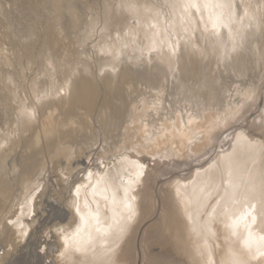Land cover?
Wrapping results in <instances>:
<instances>
[{
  "label": "bare ground",
  "instance_id": "6f19581e",
  "mask_svg": "<svg viewBox=\"0 0 264 264\" xmlns=\"http://www.w3.org/2000/svg\"><path fill=\"white\" fill-rule=\"evenodd\" d=\"M27 1L45 10L40 49L49 52L47 59L52 68L61 51L72 60L62 72L63 94L67 92V97L40 104L38 130L31 126L29 118L24 119L32 106L20 101V134L13 135L7 146H0V235L6 230L12 232L8 221H2L7 219L3 216L12 211L8 220L14 222L15 213L24 211L38 190L40 176L45 175L47 161L52 163L62 156L69 159L74 155L73 148L79 157L83 149L94 146L90 143L84 147L81 141L84 148L77 147L80 142L72 143L78 135L75 128L65 126L73 123V115L81 109L77 127H85V118L99 107V113L95 110L101 117L97 126L105 127L100 131L106 135V127L110 125L122 129L118 138L119 131L113 136L110 128L111 135L108 134L116 136V140L112 142L114 149L108 148L105 154H122L113 155L105 166L100 163L102 159H95L101 170L88 167L86 176L83 172L80 179L78 176L79 181L64 201L71 212L70 221L60 228L55 225L61 231L52 234L53 244L48 249L50 264H134L138 254L136 242L146 243L147 247L158 237L171 240L174 249L192 264H264V0H164L169 2L166 27L174 39L185 42L177 50L176 45H167L166 27L160 21L162 11L151 0H117L114 5L109 3L111 0L104 2L100 16L103 35L94 44L102 53L95 58L98 71L107 67L100 79L95 67L80 60V49L66 48L60 39L64 35L60 34L62 30L79 31L81 22L72 23L69 18L84 14L86 6L82 7L77 0ZM2 11L0 7L1 14ZM96 18L91 16L85 21L80 43L95 28ZM29 48L30 44L23 47L26 52ZM143 54L146 61L142 64L152 63L140 70L138 61ZM78 63L81 68L74 74ZM139 82L146 85L147 92H137ZM166 95L173 97L183 111L174 110L169 115L171 101L163 100ZM255 121L257 127L252 126ZM5 139L0 136V144ZM202 154L203 161L191 162ZM75 155L72 159H76ZM166 158L173 161L168 164L172 167L178 166L176 160L186 161L191 172L185 177L176 175L174 180L167 179L173 181L170 188L173 209L168 205L160 209L163 221L155 237L152 236L154 239L148 242L152 237L145 232L146 226H150L144 224L150 210L147 202L154 201L149 198L152 194H146L148 182L145 184L144 176ZM123 174L126 178L122 180ZM15 190L20 192L17 198L12 196ZM7 210L10 214L4 215ZM21 224L20 233L24 227ZM7 236L6 241L17 245L18 235L9 233L5 239ZM38 258L40 261L42 257ZM24 260V256L18 257L16 262L22 264ZM139 263L158 262L141 253Z\"/></svg>",
  "mask_w": 264,
  "mask_h": 264
},
{
  "label": "rangeland",
  "instance_id": "374dc122",
  "mask_svg": "<svg viewBox=\"0 0 264 264\" xmlns=\"http://www.w3.org/2000/svg\"><path fill=\"white\" fill-rule=\"evenodd\" d=\"M108 1H110V0H77V2L82 4V7H83V5L86 6L84 8V14H78L77 16L69 18V22H72V23L81 22L80 26L81 25L82 26L79 28V31L76 30L74 32H66L65 30H62L61 31L62 33H60L61 35L64 33V35H62V36L60 35L61 36L60 39L62 40V42H61L62 45L63 46L65 45L66 48H70V49H71V47H74L72 49L73 51H77V49H80V51L78 50V52H80L78 57L80 58V60H86L89 63L90 67H95L94 69L97 70L96 72L98 73V76H99L98 79H100V77L105 75L107 67H102L98 71V69H97L98 64L96 63L95 58L100 56L102 53L97 51V48L94 46V44H96L97 43L96 41H98V39L100 40L101 36L103 35L102 31H100V27H101L100 25L102 22L100 19V16H102V13H103V3L108 2ZM151 1L154 4V6L158 7L159 10L161 9L162 14H161V20L160 21H161V25L165 29L166 23L168 20V16H169V14H168L169 9L167 6V4L169 2L164 1V0H151ZM115 2H117V0H111L109 3L114 5L113 3H115ZM38 6L34 7L32 4H29V2L27 0H0V7L3 8L2 14L0 13L1 14L0 15V49H2L1 52H3V53L5 52L4 55H3V53L0 54V105H1L0 108L2 107V109H0V111H2V113H0V128L2 127V129H0V136L6 138L4 140L5 142L3 141L0 144V146L2 145L3 147L8 145L7 141H11V138L13 137V135H15V134L19 135L20 134V129H21V120L20 119H22L21 118L22 116L19 114V111H18V105H19L20 101H23L28 107L32 106V109H27L28 115H27V117H24V119L27 120V118H29L30 119L29 122H30L31 126L38 130V129H40V123H41V120H40L41 119L40 104L42 102H46V101L48 102V101H51L54 99L56 100V99L60 98L61 96H65L67 94V92L65 95L63 94L64 90L62 88V83H63L62 81H63V78L65 77V74H62V72L65 73L64 69H65V71L68 69L70 64L69 63L67 64V62H69L70 59L72 60V58L68 57L64 52L61 51V53L59 54L60 56L58 57V61L55 62V60H53L54 61V67L55 66L56 67L52 68V65L49 63V61L47 59V57H48L47 55L49 54V52L48 51L45 52V50L40 49V47H41L40 45L42 44V37H43L42 35H43L44 29H45V26H43L44 27V29H43V27L41 25L43 22L46 21V18H45L46 16H45V10L41 6H39V7ZM89 12H90V14H88ZM92 13L94 15H92ZM91 16L95 17V18L97 17L96 22L98 24L95 23V28L86 37L85 41L83 43H80L79 35H81V33H82L80 31H81L82 27L84 26L85 21L86 20L89 21L91 19ZM165 32L168 35V44L167 45L168 46H175L176 45L175 48L177 50V48H179V46L184 42L183 39H178V40L174 39V37L172 35V31L168 27H166ZM62 37H66V38L62 39ZM73 37H75V38H73ZM76 38H78V40ZM65 39L66 40L68 39V42ZM74 40H76V41H74ZM64 42H67V43H64ZM76 43H77V45H76ZM29 44H30L29 49L31 51V52L30 51L29 52L32 53L29 55H31V56L28 55L29 49L28 50L26 49L27 52L23 49V47L25 48V45H26V48H28ZM70 44L73 46H70ZM78 44H79V46H78ZM63 46H62L63 50L67 51L64 49L65 46L64 47ZM82 46H84V47H82ZM82 53H84V54H82ZM62 56L64 58L65 57L66 58L64 59ZM59 59H60V61H59ZM62 59H63V61H62ZM67 59H69V60H67ZM144 61H146V55L145 54L141 55L140 59L138 61V67H139V69L141 68L140 70L144 69L145 66L147 68H149L151 63H152L150 61V62H147L148 63L147 65H145V64H142ZM60 63H62V64H60ZM57 64H59L60 66H63L62 67L63 70ZM58 66L60 68H58ZM76 66H77V70L75 71L74 74H77L78 70L81 68V63L76 64ZM134 66H136V65H134ZM213 68L215 71L216 65H214ZM43 69L45 70L46 73L44 72ZM57 69L59 70V72L57 71ZM53 71H54V73H53ZM55 71H57L58 77L55 76V75H57ZM173 71H174V69L172 70V72ZM214 71H212L211 73L214 74ZM59 74H61V76ZM111 75H115V72H112ZM169 80H170V78H169ZM50 83L52 84L51 87H49ZM228 85L230 87L231 82H228ZM136 87L138 89L137 92H139V91L147 92V90H148V88H146V85L142 82L137 83ZM44 90L46 92H44ZM167 90L169 91V88H167ZM132 96H135V93H133ZM66 97H67V95H66ZM167 99H168V101H171L170 102L171 109L168 112L169 115L172 114V111H174V110L183 111L182 110L183 107L181 105H177L178 102L173 97H169L166 95L165 99H163V100H167ZM2 100H3V102H2ZM5 103H6V105H5ZM35 109L36 110L38 109V110L36 111ZM95 110L96 111L98 110L97 112L99 113V107H96V109H94L85 118V120H86V126L85 127H83V128L77 127L78 122L82 118V117L80 118V113L83 111L81 109L77 110L75 112V114L73 115V123L72 124L67 123V125L65 126V127H74L75 128L78 135L74 138L72 143L78 144V142H80L79 143L80 145H78V146L76 145L77 147L84 148L85 146L89 145L90 143H93L94 146H92V147L90 146L91 147V149L89 148L90 150H87L88 148L83 149L82 150L83 154L81 153L80 156L78 155L79 157H77L75 155L76 154L75 152H77V149L74 150V148H73V152L75 151L74 155H75L76 159H72V158H74V155H73L70 158L68 157L69 159H67L64 156L58 157L57 159L52 160V163L47 161V166L45 167L46 170L44 169L45 172L43 171L45 173V175H43V173H42V175L40 176L39 185L37 187L38 190L34 191L35 194L34 193H33L34 195L32 194V196H31L32 199L29 197L31 202L26 203L25 208H23L24 211L21 214L19 213L18 215H17V212L15 213L16 214V216H15L16 220L14 222H10L8 220L9 216H12V211L10 209L9 210L11 211L10 212L11 214L8 212L9 210H7L6 213L4 214V215L10 214L8 216H3V217H6L7 219H4L2 221L4 223L8 221L7 224H8V226L12 232H9V230H6L5 232H3V234L0 235V264H18L16 262L18 260V257L23 258V256H24L25 260L22 264H50L51 260L49 258L48 249H50L51 248L50 246L53 244V240H54L53 235H55L54 233H58V230H60L59 226H61L64 223L67 224L70 221L69 216H70L71 212H70V209L66 205H64L65 204L64 201L69 196V192L71 191V188H73L75 186V183L79 181V179L82 176V172H83V174L84 173L87 174L89 172L88 167L90 170L93 167H96V168L98 167L97 169L99 170V168H100V170H101V167H99V166H101V164L105 166L106 164L111 162L110 160H113V157H112L113 155H114V157L115 156L117 157L116 154H118V156L122 154V153H114L111 156L105 154V152L108 150V148L114 149L112 145L115 142L114 143H112V142L116 140V136L117 137L121 136L120 131H122V129L118 128L116 126L118 128V130H117L115 125H112V126H114V129L111 127V125L106 127V128H108L107 129L108 132H106V135L108 133L110 134L111 131L113 132L112 133L113 136L115 134H118V131H119V134L116 135L115 137L109 136V134H108L107 136H109V137L105 138L104 136H106V135H105V133L102 132V131H104L103 129H105V127L103 128V126L101 125L102 123L99 125H101V127L103 129L99 128L100 126L99 127L97 126L98 122L100 123V121H101V120H99V118H101V117L99 114L95 113L96 112ZM163 113H165V110H163ZM37 114H38V119L36 120ZM94 115L96 116L95 117L96 119L94 118ZM89 116L91 118H89ZM93 118L97 121L95 122V120ZM35 120L37 122H35ZM91 121H93V123H91ZM10 123H11V125H10ZM37 125H38V127H37ZM11 126L13 129H11ZM252 126L257 127L258 121H255V123H253ZM4 127L6 128V130ZM93 129H95L96 131H94ZM101 129H102V131H100ZM10 130L12 132H10ZM114 130L116 131V133ZM15 131H17V133ZM89 131H92V132H90L91 135L93 134V132H94V134H96V133L97 134L96 135L93 134V136H91ZM27 133L28 132H26L25 134H27ZM90 136H91V138H93L91 141H90V139H91ZM103 137L105 138V141H104ZM107 138H110V139H107ZM111 138H114V140ZM106 139L111 140V142L109 141V143H108V141ZM85 140L86 141L89 140V141L86 143ZM81 141H83L82 143L84 144V147H83V144L81 146ZM93 151H94V153H91ZM100 151L102 152V154L104 153L102 158H101L102 154L100 153ZM85 154L88 156H86ZM107 156H109L108 160L106 159ZM90 157H91V159L94 157L93 160H90ZM98 157H100V158H98ZM104 157L106 160H104ZM203 157H204V154L196 156L191 162L199 163V162L203 161L202 160ZM143 158H146V157L143 156ZM59 159H61V160H59ZM95 159L96 160L98 159L99 161L102 159L100 161L101 164L98 161H96ZM105 161H109V162L105 163ZM170 161H171V163H173V161L171 159H169V160H168V158H166L165 160L163 159L161 164L151 168L153 171L150 170L148 174L146 173V171H144V173H143V175L146 173L144 176L145 177V184L148 182L147 186H146L147 187L146 194L148 193V196H151L150 194H152V197H149V198L152 201H154L153 203L155 206V207H153V205H152L153 203L151 201L147 202V203H149L147 207H148V209L150 208V210H148L149 211L148 214H150L151 216H149L147 214V218H146L147 220H145L144 224H145V226H146V224L148 226L150 225L149 227L146 226V229H145L146 230L145 232L147 234H149L150 237H152V236L155 237L154 235L157 233V230H159V223H162V221H163V217L161 216V210L160 209L163 208L164 205H168L169 208L173 209L172 198H171V193H170L171 192L170 188L172 187L171 182H173V181H170V180L171 179L174 180L173 178L176 175H182L184 177L188 176L189 172H191V171H189L190 170L189 169L190 164L187 165L186 161L183 162V160H181V161L176 160L179 162V164H177L178 166H174V167L168 166ZM88 163H90V164L88 165ZM152 163L153 162H151L150 165ZM67 165H69V166H67ZM72 166H73V168H72ZM104 166H102V167H104ZM152 172H154V173H152ZM68 175H70V176H68ZM124 175L125 174H123V178H121L122 175L120 176V178L122 180L126 178V176H124ZM10 176H12V174ZM78 176H79V179H78ZM71 177H72V179H71ZM53 179L54 180L56 179L57 182H56V180L54 181ZM60 179H61V181L63 179V182H61ZM167 179H170V180H167ZM41 180H42V183H41ZM64 180H65V182H64ZM72 182L74 183L73 185H72ZM164 182L166 184L168 182V185H167V187L169 186L168 188L166 187ZM68 184L70 186L72 185V187H70V186L68 187L67 186ZM62 186H64V187H62ZM165 188H167V189L165 190ZM53 189H54V191H53ZM67 189H69V190H67ZM63 190H64V192H63ZM60 191H62V192H60ZM152 191L154 192V195H153ZM40 192H42V193H40ZM43 192H44V195H43ZM14 193L16 196L14 195ZM14 193L12 194V196L14 198L15 197L17 198V196L19 195L20 192H17V190H15ZM64 193L66 195H64ZM14 198H12V199H14ZM153 198H155V199H153ZM62 202H63V204H62ZM163 203H165V204H163ZM149 205H151V206H149ZM22 206H24V205H22ZM22 206H20L19 208H21ZM151 209H153L154 211ZM155 211H156V213H155ZM169 213H172V211H169ZM19 220L21 221V223L25 224V225L23 224L24 227L26 226L25 228L23 227L22 233H20L21 231L18 232L19 228L22 226L21 223L20 224L17 223ZM150 221H152L153 226L151 225ZM149 222H150V224H149ZM55 225L58 226L59 228L58 227L56 228ZM52 226H53V228H52ZM150 227H152V228H150ZM47 228H49V229H47ZM147 228H150L151 230L147 229ZM50 229H51V231H50ZM54 229H56L57 231H55ZM50 232H52V233H50ZM9 233L16 234L19 236L18 237L19 239L17 238V240H18L17 245L16 244L15 245L10 244L8 241H6V240H9V238L7 236L5 239V236H6V234H9ZM153 237L149 238L150 240L148 242L152 241L154 239ZM158 238L159 239L155 238V239H157V241L153 240V243L151 242L152 246H151V243H149L148 245H150V246H147V247H146V245H147L146 243L142 242V245H141V242H136L135 249L137 250L138 254H135V259L137 261L134 260V264H140L139 260L141 257V253H146L147 256H149L151 258L153 257V259L157 260V262H158L157 264H159L160 262H162L160 264H164L165 262H166L165 264H167V263L168 264H175L177 261L179 262L180 259L183 260V261H181L182 263H184L186 261V259H187L186 256L184 254H183L184 255L183 256L182 253L177 252L176 248L174 249L175 246H174V244H172L173 242H171V240H170V242H168L169 239L167 238L168 239V241H167L165 239L166 237L164 238L165 240L162 237H158ZM160 239H162V240H160ZM158 240H160V241H158ZM162 242H165V244ZM155 243H157V245ZM159 245H161V246L159 247ZM171 246H172V248H171ZM9 247H10V249H9ZM146 248H148L149 250L151 249V250L148 251V249H146ZM173 249H174V251H173ZM142 250H144L145 252ZM170 250H172V251H170ZM175 251H176V253H175ZM154 252H155V254H154ZM179 253H180V255H179ZM154 255L156 258L154 257ZM172 255H173V258L175 257L174 259H172ZM39 256L42 257L40 261L38 260ZM137 257H138V259H137ZM182 257H185V258L183 259ZM161 259H163V260H161ZM176 259H178V260L176 261ZM174 261H175V263H174ZM181 262L176 263V264H180ZM186 262H185L186 264H188V263L192 264L189 261H186Z\"/></svg>",
  "mask_w": 264,
  "mask_h": 264
}]
</instances>
